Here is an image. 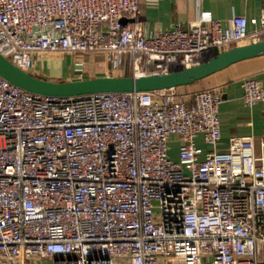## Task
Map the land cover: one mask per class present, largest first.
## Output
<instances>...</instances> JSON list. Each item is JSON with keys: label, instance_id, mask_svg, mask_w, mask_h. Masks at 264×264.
Returning a JSON list of instances; mask_svg holds the SVG:
<instances>
[{"label": "built area", "instance_id": "obj_1", "mask_svg": "<svg viewBox=\"0 0 264 264\" xmlns=\"http://www.w3.org/2000/svg\"><path fill=\"white\" fill-rule=\"evenodd\" d=\"M138 4L0 0V54L25 71L38 55L102 54L110 76L124 62L139 76L264 39V0L258 18L148 33ZM241 86L245 106L264 102L257 79ZM176 90L51 96L0 76V264H264V140L218 149L222 95Z\"/></svg>", "mask_w": 264, "mask_h": 264}, {"label": "crops", "instance_id": "obj_2", "mask_svg": "<svg viewBox=\"0 0 264 264\" xmlns=\"http://www.w3.org/2000/svg\"><path fill=\"white\" fill-rule=\"evenodd\" d=\"M262 6L263 0H139L137 20L141 21L146 33L168 30L177 25L186 28L190 22L202 15L215 17L226 25L232 15H242L247 20L258 18ZM248 28L251 29V25H248ZM246 43L242 42L240 45ZM63 59L64 64L54 72L47 71L46 67H43L41 72L37 68L39 65L36 60L33 65L35 75L60 80L109 75L106 70L107 65L102 60L96 59L92 62L89 75V73L85 74V69L88 67L83 59L75 58L71 54H66ZM80 63L84 64L83 67ZM80 69L81 73H79ZM127 75L115 74V76ZM245 78L257 79L264 87V56L237 62L192 84L176 87L177 91L186 97L202 89L216 91L222 95L218 111L221 132L218 149L220 150L228 147L230 138L239 137L250 138L253 151L258 153L259 144L264 140V102H257L252 107L243 104L241 82ZM170 142L178 145L177 136L172 135ZM196 144L204 151L210 150V146L204 143L200 136L196 138ZM33 261L38 262V259ZM198 264H209V260L202 257Z\"/></svg>", "mask_w": 264, "mask_h": 264}, {"label": "water", "instance_id": "obj_3", "mask_svg": "<svg viewBox=\"0 0 264 264\" xmlns=\"http://www.w3.org/2000/svg\"><path fill=\"white\" fill-rule=\"evenodd\" d=\"M128 21L121 19L123 24ZM260 56H264V39L214 52L197 65L175 67L166 73L139 76L105 75L59 81L32 75L14 66L0 54V76L23 90L51 96H79L99 92H150L192 84L232 64Z\"/></svg>", "mask_w": 264, "mask_h": 264}, {"label": "rangeland", "instance_id": "obj_4", "mask_svg": "<svg viewBox=\"0 0 264 264\" xmlns=\"http://www.w3.org/2000/svg\"><path fill=\"white\" fill-rule=\"evenodd\" d=\"M66 55V53H50V54H43V55H38L37 60H38V69L42 72L43 67L47 68V71H52L54 72L55 70H58L63 64V58ZM75 58H80L83 59V61L87 64V69H85V74L89 73L90 75V69L92 68V62L95 61L96 59L106 61V58L102 54H96V56H93L92 53L88 54H80V53H74L71 54ZM62 61V62H60ZM107 62V61H106ZM90 68V69H89ZM34 67L30 69L28 72L32 75H35ZM121 74H128L130 75V67L129 64L124 62L121 66ZM55 80H59L57 78H54ZM63 81V80H62ZM177 91V90H176ZM171 151L169 152V157L171 160H176L177 159V145L176 143H171ZM30 262V261H29ZM34 264H52V261L49 259H38V262H33Z\"/></svg>", "mask_w": 264, "mask_h": 264}, {"label": "bare ground", "instance_id": "obj_5", "mask_svg": "<svg viewBox=\"0 0 264 264\" xmlns=\"http://www.w3.org/2000/svg\"><path fill=\"white\" fill-rule=\"evenodd\" d=\"M160 91H162V90H160Z\"/></svg>", "mask_w": 264, "mask_h": 264}]
</instances>
